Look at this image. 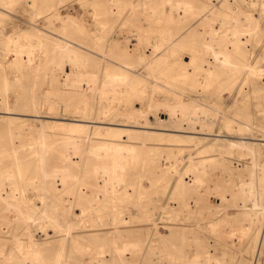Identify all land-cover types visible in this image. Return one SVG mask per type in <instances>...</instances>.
I'll use <instances>...</instances> for the list:
<instances>
[{
  "label": "bare ground",
  "instance_id": "bare-ground-1",
  "mask_svg": "<svg viewBox=\"0 0 264 264\" xmlns=\"http://www.w3.org/2000/svg\"><path fill=\"white\" fill-rule=\"evenodd\" d=\"M16 1L0 0V25L8 23L3 17ZM50 2L45 9L42 0L34 1L33 23L0 36L4 67L15 63L29 76L50 64L44 79L17 83L7 74L0 84V264H227V252L219 256L200 243L191 255L184 253L185 244L180 255L175 252L177 240L184 238L189 225L177 223L182 211L169 202L180 198L186 210H193L188 197H195L197 204L199 196L211 188L210 167H223L228 176L215 184L220 206L214 207L216 216L208 221L209 230L222 238L253 237L262 245L264 153L262 161L255 157L260 151L256 145L264 144V130L248 118L232 125L231 117L214 128L220 119L218 110L194 99L187 101L180 93L170 103L158 104L155 99L156 91L167 88L157 75L164 67L175 74L172 78L191 80L197 88L222 76L239 81L240 87L259 77L262 66L247 49V36L254 29L251 15L230 4L218 7L211 0H108L104 33L118 29L126 38L139 39L137 50L124 47L122 55L127 59L141 46L146 48L148 53L140 62L147 64L154 78L149 95V77L135 70V61L124 65L91 59L72 44L71 28L86 29L75 17L63 16L57 1ZM122 5L133 15L144 12V19L159 10V24L165 27L153 29L151 24L136 25L133 18L120 19ZM59 18L60 24L55 22ZM47 19L70 38L49 35L42 26ZM171 24L175 28L168 27ZM186 29L189 34L179 36ZM86 33L94 48L107 52L96 31L87 29ZM47 46L51 49L44 54ZM160 50V60H153L152 55ZM59 86L88 93L90 98L59 100L57 117L46 115L54 109L50 96ZM59 104L66 112L60 113ZM32 105L45 114L20 109ZM170 118L175 124L168 122ZM170 125L175 131L202 134L185 135L201 145L188 151L183 144L164 142L182 140L177 133H169L166 139L163 132L155 131L170 129ZM234 127L243 131L242 139L226 137L225 129ZM206 135L213 137L204 147ZM229 155H251L252 160L243 168L233 167L227 162ZM161 157L170 164L162 163ZM159 189L166 193L162 206L173 209L163 208L165 215L140 206L154 201L153 193ZM77 205L79 213L74 210ZM229 205L242 206L235 224L230 221L231 210L226 211ZM159 227L169 233L163 234ZM251 264H260V252Z\"/></svg>",
  "mask_w": 264,
  "mask_h": 264
},
{
  "label": "rangeland",
  "instance_id": "rangeland-1",
  "mask_svg": "<svg viewBox=\"0 0 264 264\" xmlns=\"http://www.w3.org/2000/svg\"><path fill=\"white\" fill-rule=\"evenodd\" d=\"M34 1L36 0H17L16 1L17 3H15L12 6V8L9 9L10 10L9 14L6 17H3L5 19L4 23H7V22L8 23L6 25H0V36H4L6 35V33L16 31L20 29V27H27L28 25L33 23V17L35 15V9H36L34 5ZM55 1H57V4L63 16L75 17L76 19H78L79 25L82 26L84 29L86 30L88 29L90 31H96L99 34V36H101L104 39L105 44H106L105 49L107 52L103 54L101 53L100 50H97L96 48H94L93 42L90 39V37L87 35L86 30L83 31L80 28L72 27L71 32H70L72 35V38H70L66 36L64 33H62L59 29H57V27L60 28V26L52 27L51 26L52 23L50 24V22L52 21L50 19H47L43 23L45 24V26L43 24L42 26L49 35H52L56 38L59 37L61 39H64V37L70 38L72 44H74L75 46H78L79 48H81L82 50L90 54L91 59H94L97 57V58H101L113 64H124V65L127 63V60L128 62L135 61L136 62L135 70L137 72L140 71L141 73L149 77L148 78L149 86L147 87L148 89L147 94L150 95L149 89H150V85L154 84V78L150 77L149 69L146 67L147 64H142L140 62L143 55L145 56L148 53L146 48L141 46V49H139V51H135L134 54H131L130 58L127 59L122 55L124 47L127 46L131 49L135 48L137 50L140 46L139 39L126 38L123 32L121 33L118 32V29H116L115 32L108 33L106 31V34L104 33L106 30V18H107L106 5H107L108 0H55ZM143 1L150 2V3L156 2V0H143ZM211 1H213V3L217 5L218 7H222V8L223 7L227 8L228 7L227 4H230L231 7L240 8L245 13L251 15V18L253 20L254 29L247 36L248 38L247 49L249 50L250 55L252 54L251 59H259V64L262 66L261 67L262 69L260 68L259 77H255L251 79L247 83L246 86L240 87L239 81L238 82L228 81L227 77L222 76L218 81H213L204 87L197 88V87H194L192 84H190L191 80L172 78L175 76V74L173 72H170L169 68L164 67L165 69L163 71H158L157 75L160 78H162L160 82L165 84L167 88L161 91H156L157 93H155V97L157 98L155 99L159 102L158 104H161L164 102L170 103L172 101H176L175 94L180 93L185 97L187 101H192L194 99L198 102L206 104L212 110H215V111L218 110L217 114L219 115L218 117H220V119L217 120V122L214 124V128L218 126L217 123L219 121L223 120L224 118L231 117V119H233L232 125H237L238 122L243 123V121H246V119L248 118L249 121L254 122L257 128L264 130V128H262L264 127V114H263L264 113V0H259V1L257 0V2L260 5H258V3L254 5L253 3L254 0H211ZM42 4L45 7V9H48L47 6L50 5L51 2L50 0H42ZM127 8L128 6H124V5L121 6V14L119 15L120 19L124 20L126 18L127 19L133 18L136 25L151 24V27L153 29L165 27L164 25L159 24V19H158L159 16H157V14L159 13V10L156 11V14L153 15V17H150L148 19L146 17L144 19V17L142 16V15H145L143 14L144 12L137 11L136 12L137 14L133 15L131 9L130 8L127 9ZM38 18L43 19V14H39ZM61 21L62 20L60 18L58 20H55V22L58 24H60ZM192 23H190V25ZM198 23L196 22L195 25H197ZM174 26L176 25L171 24L168 27L175 28ZM183 27L184 25H182V28ZM51 31L55 33L53 34V32L51 33ZM188 34H189L188 29H186L180 32L179 36L185 37ZM50 49H51L50 46H47L44 50V54H46V52H49ZM0 50L2 51L1 48ZM93 53L95 54L97 53L96 54L97 56H94ZM162 53H163V50H160L158 51L157 54L152 55L153 60H157V61L160 60V56ZM105 57H108V58H105ZM49 65L50 64L48 63L46 67L47 69L43 71H37L33 73V75L28 76L24 71L22 70L20 71L17 64L15 63H12L11 68H9L7 66L4 67L3 64L0 62V84L2 83L3 79L5 78L7 74L11 76L10 78L12 82H17V83H19L18 81L20 80H26L29 82V81H35L36 79H39V80L44 79L45 72L50 70ZM67 67L69 69V66ZM54 70H56L57 72V67H55ZM165 78H167V80ZM169 88L172 90L168 91ZM170 95L171 97H169ZM89 98H90V95H88V93L83 92V94H79V93H76L75 91L63 90L60 86L58 88L56 87L52 91V94L50 96V103H52V106L54 107V109L51 111V113L46 114V115H54L55 117H57V105H58L57 101L59 100L72 102V101L87 100ZM59 107H60L59 110L61 114L66 112L60 104H59ZM20 109H23V112H26V113L45 114V113H42L40 109H37V107H35L34 105L29 106V107L21 106ZM178 115L179 117L182 116L180 113ZM28 117L30 118L33 117L32 119H34V121L36 122L38 121L34 116H28ZM46 119H49V118L46 117ZM168 122L170 124H175V119L170 118L168 119ZM169 127L170 129L163 130V129L150 128V130L155 129V131H158L160 133L163 132L164 135L166 136V139L168 138V135H170L169 133L179 134L178 137L182 140H178V141L165 140L164 142H169L170 144H174V146H178V144H183L185 145V149H187L188 151L195 150L196 147L201 145L199 144L197 146L193 141L188 140L187 136H185V135H192L195 133H191L187 131L183 132L182 130L175 131V130H172L174 126L170 125ZM224 133L226 134V137L230 139H235V140L242 139V136L245 135L243 131L239 130L237 127H234L233 130L226 128ZM195 135H202V134L196 133ZM206 136L207 138H203V143H202L204 147L208 146L212 142V137H213V136L211 137V135L210 136L206 135ZM247 140H250V141L252 140L253 143L256 142L255 139H247ZM258 146L260 147L258 148L260 151L258 152L255 158L258 161H262V157L264 153V144H257L256 147ZM226 159L230 165H233V167L243 168L246 166L247 163H249L252 160V156L249 155L247 158H242V157H238L235 155H229ZM161 162L162 163L164 162V164L166 165L170 164L169 161L168 160L166 161V159L164 160L163 157H161ZM221 169L223 171H221ZM224 169L225 168L223 167L208 168V181L211 187L209 189L211 190L208 191L209 189H207V192L204 191L205 192L204 194L202 191L201 194L204 195V198L202 197L203 195H201V197L199 196V198L201 199L199 200V202H197V204L194 202L196 199L195 197L194 198H192V196L188 197L190 199L189 201H191V204L193 206V210H190V211L189 209L186 210L187 208L182 206V200L180 198H175V199L170 200L169 203L171 204V206H174L175 208L182 211L180 214L181 218L179 217V220H177V223L183 222L184 224L182 223V225H185V226L189 225V226H186V231L183 234L184 238L177 240L179 246L175 248V252H179L178 255H180V252L182 250L181 248H183L182 245L185 244L186 246L184 245L185 246L184 253L191 255L196 250L198 246L197 244L200 243V245H203L206 248L213 249V252H215L219 256H226L224 255V252L225 254L227 252V257H226L228 261L227 264H233V263L234 264H244V263L251 264L253 258L257 255L258 252H260V264H264V242L262 245H260V242L258 240L255 241L253 237L241 238V236H238V235L234 237H228L229 239L222 238L220 235H215L208 228V221L212 219L213 216L215 215L214 212L216 209L214 207L220 206L218 204V201H219V198H218L219 194L217 192L218 188L215 184L221 180L220 178L221 176H224L228 172L227 170L225 172ZM226 176L228 175L226 174ZM40 186L43 187L42 184ZM159 190L160 191L153 193V197L155 198V200L152 201L153 203L152 202L150 203V201L146 203L143 202L144 204L140 203V206L142 209L143 207H145V209L149 208L148 210L150 211L152 210L156 212L159 211L158 214L160 213V215L161 214L165 215L166 213L164 214L163 210L167 208L171 210V207L166 208L165 206H162V203L165 201V198H166L165 197L166 193L163 192V189H159ZM147 203H150V204L148 205ZM194 204H196L198 207ZM240 208L242 209V206H237V205H229L226 208L227 213L228 211L230 212L231 210L230 215H233V216H231L230 221L233 224L238 222L236 220L238 219L240 215L237 216L236 213H238L241 210ZM246 208L248 207L246 206ZM77 209L80 210L81 207L77 205L74 208L75 212L79 213ZM190 212H193V213L191 214ZM234 214L237 217H234ZM173 218L175 220L174 215H173ZM184 221H186V223ZM244 221L245 220H241V222H244ZM159 229L163 232V234L169 233V231L166 228L159 227ZM188 242H191V243H188ZM7 243H9V240H7ZM194 244L196 245V247ZM191 250H193V252ZM232 256H233V260H232ZM234 257L235 258L237 257L236 260L234 259ZM229 259L230 261H232L231 263H229L230 262Z\"/></svg>",
  "mask_w": 264,
  "mask_h": 264
}]
</instances>
